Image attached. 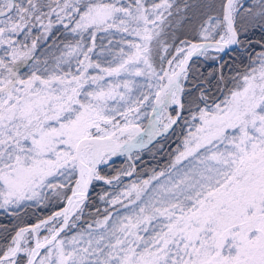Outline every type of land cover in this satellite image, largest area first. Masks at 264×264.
Returning <instances> with one entry per match:
<instances>
[{"label": "snow or ice", "instance_id": "6c2138e0", "mask_svg": "<svg viewBox=\"0 0 264 264\" xmlns=\"http://www.w3.org/2000/svg\"><path fill=\"white\" fill-rule=\"evenodd\" d=\"M0 212V264H264V0H0Z\"/></svg>", "mask_w": 264, "mask_h": 264}, {"label": "trees", "instance_id": "16d2710c", "mask_svg": "<svg viewBox=\"0 0 264 264\" xmlns=\"http://www.w3.org/2000/svg\"><path fill=\"white\" fill-rule=\"evenodd\" d=\"M259 35V33H257ZM244 59L246 62V57H240L238 52L230 53L229 55H225L223 59L225 61H228L229 63H235L239 59ZM214 63L208 62L203 65L202 70L207 74L208 71L213 70ZM227 70V69H226ZM147 123V121L145 122ZM180 129H176L174 134H170V139H163L161 142L164 144V148L159 154L157 155L156 159H152V157L145 153L141 159V161H138V168H151L153 166H157V164H163L167 160V153L171 150V148L175 147V144L178 143L177 134L179 133ZM117 167H119V162L117 163ZM126 181V180H125ZM99 191V188L97 189V192ZM92 198L95 205H100L101 202L98 200L96 193L94 192L92 194ZM91 211H95V208L90 206ZM19 217L23 220L25 223H33L36 221L37 217L46 216L50 213L49 208H29V209H20L17 210ZM17 222V218L14 216H7L6 214L0 212V225H7L9 228H11L15 223Z\"/></svg>", "mask_w": 264, "mask_h": 264}, {"label": "rangeland", "instance_id": "374dc122", "mask_svg": "<svg viewBox=\"0 0 264 264\" xmlns=\"http://www.w3.org/2000/svg\"><path fill=\"white\" fill-rule=\"evenodd\" d=\"M146 122V121H145ZM130 178H127V177H125L124 178V180H126L125 182H128V180H129ZM101 204V203H100ZM103 209V205L101 204V210Z\"/></svg>", "mask_w": 264, "mask_h": 264}]
</instances>
